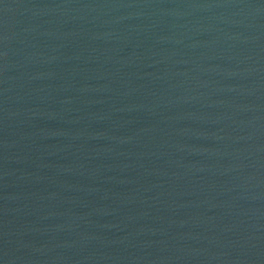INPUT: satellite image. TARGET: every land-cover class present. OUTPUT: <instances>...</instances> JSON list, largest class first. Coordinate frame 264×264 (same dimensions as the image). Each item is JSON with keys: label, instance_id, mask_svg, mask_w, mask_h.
<instances>
[{"label": "water", "instance_id": "95a60500", "mask_svg": "<svg viewBox=\"0 0 264 264\" xmlns=\"http://www.w3.org/2000/svg\"><path fill=\"white\" fill-rule=\"evenodd\" d=\"M264 263V0H0V264Z\"/></svg>", "mask_w": 264, "mask_h": 264}]
</instances>
